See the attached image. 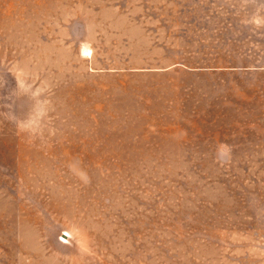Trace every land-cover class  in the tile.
<instances>
[{"label":"rangeland","instance_id":"1","mask_svg":"<svg viewBox=\"0 0 264 264\" xmlns=\"http://www.w3.org/2000/svg\"><path fill=\"white\" fill-rule=\"evenodd\" d=\"M0 264H264V0H0Z\"/></svg>","mask_w":264,"mask_h":264}]
</instances>
